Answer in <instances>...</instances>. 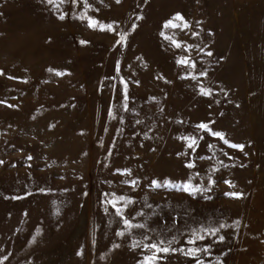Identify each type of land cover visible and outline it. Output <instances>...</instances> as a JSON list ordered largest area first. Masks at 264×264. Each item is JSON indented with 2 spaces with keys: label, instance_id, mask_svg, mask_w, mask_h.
<instances>
[{
  "label": "rangeland",
  "instance_id": "obj_1",
  "mask_svg": "<svg viewBox=\"0 0 264 264\" xmlns=\"http://www.w3.org/2000/svg\"><path fill=\"white\" fill-rule=\"evenodd\" d=\"M0 264H264V0H0Z\"/></svg>",
  "mask_w": 264,
  "mask_h": 264
}]
</instances>
